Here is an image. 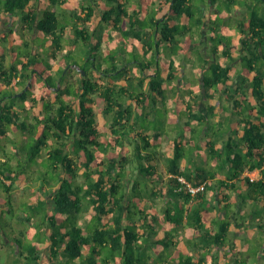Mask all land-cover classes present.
Listing matches in <instances>:
<instances>
[{
  "label": "trees",
  "instance_id": "obj_1",
  "mask_svg": "<svg viewBox=\"0 0 264 264\" xmlns=\"http://www.w3.org/2000/svg\"><path fill=\"white\" fill-rule=\"evenodd\" d=\"M66 1L48 0L40 8L38 0H0V16H17L25 29L50 41L48 49L32 50L22 28L16 32L21 40L17 45L24 50L18 51L17 45L8 44L14 30L0 33V186L9 192L0 201L7 204L6 209L0 206V214H12L11 190L21 174L27 182L40 180L36 195L23 202L28 208L19 218L30 225H38V220L48 240V254L39 241L25 242L19 258L32 264H215L209 250L227 239L235 214L233 190L242 183L247 199L258 202L262 197L264 203V176L239 182L246 168L261 167L264 175V0H256L250 9L248 24H239L252 34L240 44L225 22L211 20L222 7L230 10L235 0L200 5L193 0H142L140 8L132 4L131 12L132 0H80L71 10L64 9ZM208 5H218L209 21L203 17ZM95 18L99 24L89 28ZM104 24L111 27L108 36L117 40V49L102 39ZM70 31L73 40L68 42ZM196 35L198 44L193 41ZM187 36L191 40L183 48ZM79 42L87 54H80ZM188 50L191 61L184 55ZM239 59L241 81L234 86L229 83L231 70L237 71L232 65ZM70 63L79 67L76 84L67 80ZM189 63L200 66L202 97L180 109L177 100L170 104L169 96L180 90L194 93L195 87L171 81ZM19 85L18 92L11 88ZM217 105L221 110L232 107L229 115L216 112ZM96 106L107 117L105 125L98 123ZM173 109L172 126L166 118ZM223 122H229V129H216ZM11 127L24 137L10 142L15 153L7 152L5 143L12 139ZM169 128L178 131L172 155L163 164L159 140ZM203 152L205 161L199 162ZM14 156L16 165L11 162ZM198 187L195 193L190 190ZM210 189L215 190V202L207 195ZM83 209L90 213L84 226ZM214 210L220 212L218 221L209 220ZM209 221L212 227H206ZM8 226L4 222L3 228ZM185 227L193 230L189 246L196 249L203 242L202 254L164 257ZM20 236L24 239L25 232ZM156 244L162 248L154 253ZM247 261L236 258V264Z\"/></svg>",
  "mask_w": 264,
  "mask_h": 264
},
{
  "label": "crops",
  "instance_id": "obj_2",
  "mask_svg": "<svg viewBox=\"0 0 264 264\" xmlns=\"http://www.w3.org/2000/svg\"><path fill=\"white\" fill-rule=\"evenodd\" d=\"M154 1L159 3L158 0H149L147 3L151 4ZM193 1L195 4L198 2H200V4H201L202 1L208 2V0H193ZM42 2L48 3V2H46V0H39V3H42ZM143 2H142V0H132L131 7L129 9L130 12L133 10L132 4L135 5L134 8H136V7L140 8L141 3H143ZM255 2H256V0H235V2L232 4V8L230 10L226 9V7H222L221 9H219V13L221 14V16L223 18H227L228 22H226V26L229 27L230 33L233 36V40H236V42L239 44L243 38L246 40L251 38L252 34H251L248 26L246 25L245 29H241L239 27V24L244 20H246V24H248L249 12H250V9L254 6ZM200 4H198V5H200ZM39 7L41 8V6H39ZM154 7H155V5L152 6V8H154ZM213 8H215V10H216V8H218V5L216 7H213ZM213 8L209 7V5L204 6L203 17L204 18L205 17L210 18L211 13L214 10ZM165 11H166V9H164L162 12L158 13L157 16L162 15ZM227 12H228V14H227ZM233 17L237 18V21H235L234 23L231 21V19H233ZM11 18H17V16H13ZM6 20L9 21L10 17L7 14L2 13L0 16V33L10 32V30H11L10 28H7L6 26H4V21H6ZM223 27L224 26L220 27V29H219L220 33H223L222 32ZM14 31L17 32L16 30H14ZM11 34H13V39L11 38ZM11 34L8 37V44L9 45L20 44L21 40L17 41V38H16L17 36L14 35V33H11ZM26 38L29 39L27 34H26ZM189 39L191 40V36L186 37V40L182 43L183 48L187 47L186 41H188ZM193 39H194L193 41H195L197 43L199 41V36L196 35V36H194ZM255 40H257V39H255ZM46 44L49 45L50 43L47 42ZM115 45H117V48H118L117 40H115ZM232 47L234 50H236V46L234 44L232 45ZM117 48H114V49H117ZM234 53H236V52H234ZM184 55L190 61L193 58V55L191 54V52L189 50ZM237 61H238V63L233 62V65H232V69L236 68L237 71L231 70V72H232L231 79L232 80L229 82L230 84H233L234 86H236V84H238L241 81L240 72L238 71V68L240 67L241 60L239 59ZM9 62H10V59L8 57L6 64L9 65L10 64ZM187 66H191V64L189 63V65H187ZM183 72L184 71H182V73ZM199 72H200V70H199ZM182 73L180 71L179 75L176 76V78L178 80L176 82H173V80H174L173 79L171 81V84H175L177 82H180V83H182L181 85H184V87L187 88L192 80H188L187 78L183 79ZM252 77H253V73L249 76V78L252 79ZM16 80L17 79H15L13 81V84L16 82ZM196 89H200L199 90L200 96H198V92H196ZM249 91H251V90L248 89V92ZM186 93H187V97H183V95H185ZM201 93H202V90L200 87H198V88L196 87L194 93L183 92L182 90H180V91H178L177 95L171 94V96H169L168 100L173 97L174 100H177V103L175 104L176 107H180V109H184V106H185V104H187V102H189V101L192 102V98H196V100H200L202 97ZM215 94H218L216 96L218 98L219 93L216 92ZM222 98L224 100L225 97H222ZM214 99L215 98H213V101H214ZM252 102L255 103V101H253V100H252ZM200 103H201V105L203 104L202 101ZM231 108L229 107L226 110H224L227 112L225 114H223L220 112L221 109H220L219 105H217L216 112H218L219 114L221 113L222 116H227V115H229V110ZM170 115L171 116L175 115L174 109L170 111ZM233 118H234V116H233ZM170 119L172 122L173 118H170ZM239 129H240L239 132H241L242 129L240 127H239ZM159 142H160V140H159ZM172 142H173V139L171 140V143H170V146H171L170 152L171 153H169L168 157L172 155ZM220 146H221V141L218 143L217 147H220ZM159 149L163 152V154H165L163 151L165 148L162 147L161 142H160ZM205 154H206L205 152H203L201 154V158L198 159L199 162L201 160H204V158H206ZM162 163L164 164V162H162ZM184 164H185V162L183 163V165ZM224 176H226V175L224 174ZM263 176L264 175H263L261 167H256L252 170L246 168L239 175V177L242 178V180H240L239 182H243V178H245V177H249L251 180H259L260 178H263ZM237 183H238V181H237ZM240 184H241V186L239 187V185H238L237 190H233V192L231 193L232 210L235 211V214H233L230 218L231 224L229 225L227 239L223 243V245H221V246L213 245L211 247V249L209 250V254H213V256L215 258L214 259L215 264H236V258L240 259L243 257H246L248 259L247 264H256L258 262H261L262 264L264 263V244H262V249L258 250L259 254H241L246 249H249V250L251 249V245L248 243V240L251 239V237L257 236L260 238L259 233L264 232V203H263L262 197L258 198V200H259L258 202H255L249 198L247 199L246 198V195L248 194L247 193V186L246 185L244 186L242 183H240ZM214 191L215 190L210 189L207 192V195L211 198V200H213L215 202L217 199V196H216V194H214ZM243 196H245L244 198L246 201L242 200ZM219 216H220V212L214 210L211 213L209 220L212 219V221H215V220L218 221L217 218ZM237 217H239L240 220H238ZM210 222L211 221H209L207 223L206 227H212L209 225ZM214 229L218 230L217 224H215ZM181 233H182V231L180 233L176 234V238H178V242L176 243V245L173 246L171 249L166 250V251H169V252L171 251L170 253L172 255H175L174 257H176L177 255H180V254H178V252L183 253V254H188L189 252L191 254H202V252H203V250H202L203 242L202 241H199L197 243L196 249H194L192 246H189V244H188V240L193 239V236H192L193 230L188 228V227H185L183 234H181ZM162 235H163V233H160L158 236L161 237ZM181 241H186V244H183V243L180 244ZM41 246L43 248L45 245H41ZM161 248H162L161 245L156 244L154 247V249H155L154 253H156L157 251H161ZM169 252H168V254H170ZM236 252L238 254H232V253H236ZM171 258H172V256H171Z\"/></svg>",
  "mask_w": 264,
  "mask_h": 264
},
{
  "label": "rangeland",
  "instance_id": "obj_3",
  "mask_svg": "<svg viewBox=\"0 0 264 264\" xmlns=\"http://www.w3.org/2000/svg\"><path fill=\"white\" fill-rule=\"evenodd\" d=\"M39 1V0H38ZM46 2H48V0H46ZM196 4H200V2L196 3ZM38 5H40L41 7H44L46 5V3H38ZM80 6V0H67L64 4H63V7L64 9L66 10H71L73 7H79ZM226 14V13H225ZM228 14V12H227ZM221 14L220 13H216L214 14V16L211 18V20H220L221 22H228L227 21V18H222L220 17ZM205 20H208L210 18H204ZM231 21L234 23L235 21H237V18L236 17H233V19H231ZM98 21L97 19L95 18V21L91 22V23H88V26L89 28H95L96 25H98ZM4 26H6L7 28H10V29H13V30H24V32H26L27 36H28V40L30 42H32L33 44L31 45V49L33 50L34 47H36V49H48L49 48V45H47L46 43H50L49 40H46L47 38L46 37H43V34L42 33H38L36 30H27L28 27L27 25H24L22 22H19L17 18H11L10 17V20H6L4 21ZM26 26V27H25ZM27 28V29H25ZM111 31V27H109V25H105L103 26V29H102V39L107 42L108 46L112 49L114 48H117V45H115V39H112L110 38L108 35ZM14 35L17 36V41H19V37L17 35V33L14 31ZM11 38L13 39V34H11ZM73 40V32L70 31V33H68V37L66 38V41L68 42H71ZM200 37H199V41L198 43H200ZM204 41H206L204 43V45L206 46V49L209 50L210 49V45L211 43L209 41H207V38L204 39ZM203 41V42H204ZM36 42V43H34ZM206 43H208L206 45ZM223 45H221L222 47ZM16 49L18 51L20 50H24V47L21 46V45H17L16 46ZM77 49H79V52L81 55H85L87 54V52L85 51V48H84V45L82 44V42H79L78 44V47ZM121 50V49H120ZM123 52V51H122ZM122 55H125L124 53H122ZM49 60H51V57L48 58ZM162 60H165V57H163ZM192 60V59H191ZM61 62V60H60ZM65 62V61H64ZM63 63V61L61 62V64ZM43 69H45V66L43 64L40 65ZM56 68H58L57 65H55ZM70 67L72 68V73L70 74V76L68 75L67 76V80L70 81V82H74L76 84V81L78 80L79 78V75H78V69L79 67L77 65H73V64H68L67 65V68ZM200 66L198 63H196L194 65V67L192 68L191 66H186V68L183 70L184 72L182 73L183 74V79L184 78H187L188 80H192L191 81V85H192V88L194 90V87L198 88V80H200ZM198 76H197V75ZM179 75V74H178ZM177 75V76H178ZM190 78V79H189ZM178 79L175 78L173 80V82H176ZM197 80V83L196 81ZM78 82V81H77ZM123 83L126 84V82L124 80H122ZM62 85H64V82L61 83ZM15 92L19 91L22 86L19 85V86H12L11 87ZM200 89H196V92H198V96H200ZM251 94V91H249V95ZM218 94H215V99L214 101L216 100V96ZM171 96V95H170ZM183 97H187V93L185 95H183ZM50 98H54V91L52 90V93L50 95ZM200 98V97H199ZM195 99V98H192V100ZM251 99L254 101L253 97H251ZM176 100L174 99H171L169 100L170 104L172 105ZM222 102H226V100H222ZM96 111L98 112V123L100 125H105L107 122V117L105 116L104 112L102 111H99V107H95ZM38 110V109H36ZM221 113L225 114L227 111H224V110H220ZM170 113V112H169ZM171 115L169 114V118H166V124H169V125H174V124H171ZM170 120V122H169ZM229 122H223L224 125H215L216 129H221V128H227V130L229 129ZM168 125V126H169ZM170 126V127H172ZM175 127V126H174ZM177 128V126L175 127ZM178 131V129H173L169 128V133H163L162 136L160 137V142L162 144V147H164L165 149L163 150L165 154H163V157H162V162H164V164H166V161L165 159L168 158V155L170 152V143H171V140L173 139L174 137V132L175 131ZM10 131V137L12 139H7L5 141L6 143V148H7V152H11V153H15L14 151L16 150V147L15 145H12L10 142L13 140V141H16V142H19V141H22L24 139L22 133L20 131H18V129L16 127H11L9 129ZM133 147V146H132ZM3 160V159H2ZM40 160V159H39ZM12 164L13 165H16L17 163V158L14 156L12 158ZM46 169L45 166L42 165V169ZM136 172V171H135ZM50 174V173H49ZM137 174V173H136ZM25 174H21L20 175V179L21 180H18V182L15 183L14 187L12 188L11 190V194H12V201H13V207H12V214H9V213H3V214H0V260H1V263L2 264H32V263H28L27 261H25L24 259H20L19 258V254H20V250L22 248H26V243L25 242H33V241H39L41 243V245H45L47 244L48 245V240L47 238H44V235L47 233V229L45 227L42 226L41 223H38V220H35L36 223L38 225H30L29 223H26V222H23L22 220H20L19 218V213H24V209H27L28 207L23 203L24 201H28V200H31V198L36 195L37 193V188L38 186L40 185V180H29L28 182L25 180L26 177ZM37 176V174L35 175ZM36 178V177H35ZM7 184H10V181H6ZM9 192L7 191H4V188L2 186H0V197H1V200L2 201L3 199H7V195H8ZM39 194H41V196L43 197V193L39 192ZM164 201V198L161 197L158 201H157V204H158V208L159 210L162 209V203ZM0 206L3 208V209H6L7 208V204L5 203H1L0 202ZM10 206V205H8ZM2 208H0V210H2ZM84 211L82 212L81 214V218H80V222L82 223V226H84L86 223H87V214H90V213H87V209H83ZM238 220H240L239 217H237ZM4 222H8L9 223V226L5 229L3 228V224ZM25 232V236H24V239L21 238L20 235H23V233ZM183 234V231L182 233ZM14 235L18 236L19 239L17 238H14ZM5 236H8V238H6ZM259 237L257 236H253L251 237V239L248 240V243L251 245V249H246L244 252H242L241 254H259L258 253V250L262 249V244H264V232L262 233H259ZM17 241H19L21 243L22 241V245L20 246V243H18ZM17 242V243H16ZM183 243V244H186V241H181L180 244ZM45 245L43 247V250L46 254H48V246ZM21 248V249H19ZM183 248V247H182ZM25 250V249H24ZM169 251H166L164 253V257H168V256H172V258L175 256V255H172L170 252V254H168ZM178 254H183V253H180L178 252ZM232 254H238L237 252L236 253H232ZM180 255H177V258H179ZM44 259L42 258V261ZM219 261V260H218ZM57 263H61V261H57Z\"/></svg>",
  "mask_w": 264,
  "mask_h": 264
},
{
  "label": "built area",
  "instance_id": "obj_4",
  "mask_svg": "<svg viewBox=\"0 0 264 264\" xmlns=\"http://www.w3.org/2000/svg\"><path fill=\"white\" fill-rule=\"evenodd\" d=\"M181 180H182L183 182H186L184 178H181ZM202 188H203V186H202ZM199 189H200V187H198V188H190V190L192 191V193H195V192H196L197 190H199Z\"/></svg>",
  "mask_w": 264,
  "mask_h": 264
},
{
  "label": "water",
  "instance_id": "obj_5",
  "mask_svg": "<svg viewBox=\"0 0 264 264\" xmlns=\"http://www.w3.org/2000/svg\"><path fill=\"white\" fill-rule=\"evenodd\" d=\"M28 87V86H27Z\"/></svg>",
  "mask_w": 264,
  "mask_h": 264
}]
</instances>
